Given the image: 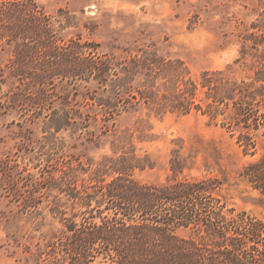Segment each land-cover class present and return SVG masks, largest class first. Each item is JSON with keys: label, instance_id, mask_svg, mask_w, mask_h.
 <instances>
[{"label": "rangeland", "instance_id": "1", "mask_svg": "<svg viewBox=\"0 0 264 264\" xmlns=\"http://www.w3.org/2000/svg\"><path fill=\"white\" fill-rule=\"evenodd\" d=\"M32 1L62 42L80 38L97 44V51L84 53L108 58L110 78L105 86L63 80L47 89L57 100L44 111L14 105L18 81L0 84V264H71L69 223L79 226L89 214L70 198L75 185L64 176L74 168L79 192H101L118 176L110 158L130 167L144 160V170L126 172L140 184L219 182L210 206L228 216L246 213L264 221V196L243 177L264 155V0ZM141 50L155 64H166L157 75L165 88L158 93V107L138 103L133 111L135 100L122 104L119 84L125 61ZM9 52L0 51L5 76ZM134 78L132 89L147 80ZM221 81L225 88H212ZM192 85L194 102L188 105L180 96L192 92ZM136 90L132 96H139ZM81 94L115 106L77 105ZM60 97L70 113L85 119L99 111L114 116L108 131L93 123L88 129L56 131L52 116L66 109L58 104ZM88 221L99 224L98 218ZM193 227H178L172 234L196 239ZM125 233L130 234L121 232L119 241ZM105 251L89 264L121 261Z\"/></svg>", "mask_w": 264, "mask_h": 264}, {"label": "trees", "instance_id": "2", "mask_svg": "<svg viewBox=\"0 0 264 264\" xmlns=\"http://www.w3.org/2000/svg\"><path fill=\"white\" fill-rule=\"evenodd\" d=\"M98 47L92 42L83 43L80 38L62 42L50 20L32 0H0V51L8 48L11 56L6 76L0 68V84L7 79L18 81L20 92H14L15 106L26 105L44 111L57 100L46 94L47 89L63 80H75L73 84L94 80L105 86L110 78V61L84 53L97 51ZM148 57L147 51L141 50L124 64L123 85L119 84L123 89L121 101L130 105V99H134L131 110L138 103L158 107V93L165 88V83H158L157 75H162L166 64H155L156 60ZM136 75L147 80L132 89L130 83L136 81ZM205 87L209 85L202 86ZM225 87L221 81L212 88ZM191 88L192 92L187 90L188 95L180 96L188 105L194 102L191 96L196 88L194 85ZM135 89H140L136 90L139 96L131 95V90ZM213 92L214 95L219 93ZM83 94L80 100L75 99L77 105L91 101L108 109L115 106L112 100L90 99ZM58 104H63L62 108L68 105L66 99L58 100ZM52 118L56 131L88 129L93 123L107 132L109 122L114 120V116L101 111L85 119L84 115L70 113L68 108L54 112ZM107 161L118 176L105 184L101 192L100 189L89 193L88 188L79 192L75 187L78 180L74 168L64 176L75 185L69 188L70 198L79 200L81 207L88 209L83 215L89 214L79 226L72 220L69 223L68 231L72 234L68 238L72 247L69 245L66 252L69 257V251L72 252L71 264H89L95 254H104L105 249L121 257L116 264H264V221L246 213L228 216L210 206L212 191L221 183L204 180L177 181L171 187L145 185L130 179V174L126 173L129 169L144 170L148 166L144 160H138L142 165L135 162L132 167L124 160L110 158ZM246 169L243 177L264 196V155ZM92 202L96 204L93 208ZM101 206H105L102 211L99 210ZM105 212L108 214L103 215ZM96 218L99 224L88 221ZM192 224L197 232L196 239L173 236L175 228ZM121 232L130 234L125 233L119 241Z\"/></svg>", "mask_w": 264, "mask_h": 264}]
</instances>
